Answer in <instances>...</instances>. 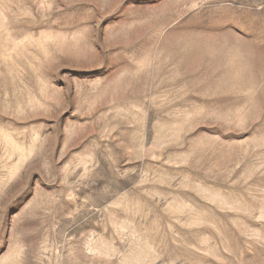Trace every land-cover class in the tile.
<instances>
[{"label": "rangeland", "instance_id": "1", "mask_svg": "<svg viewBox=\"0 0 264 264\" xmlns=\"http://www.w3.org/2000/svg\"><path fill=\"white\" fill-rule=\"evenodd\" d=\"M0 264H264V0H0Z\"/></svg>", "mask_w": 264, "mask_h": 264}]
</instances>
